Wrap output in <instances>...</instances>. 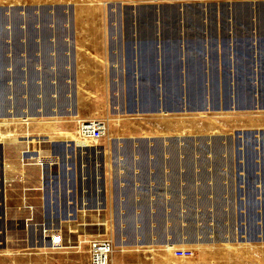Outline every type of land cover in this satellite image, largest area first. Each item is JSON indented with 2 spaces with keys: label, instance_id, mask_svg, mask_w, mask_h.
Here are the masks:
<instances>
[{
  "label": "rangeland",
  "instance_id": "obj_1",
  "mask_svg": "<svg viewBox=\"0 0 264 264\" xmlns=\"http://www.w3.org/2000/svg\"><path fill=\"white\" fill-rule=\"evenodd\" d=\"M92 119L107 133L84 149ZM142 139L211 173L219 202L224 184L227 240H133L119 172L149 167ZM256 213L264 234V0H0V264H89L93 239L110 264H264ZM216 250L262 259H200Z\"/></svg>",
  "mask_w": 264,
  "mask_h": 264
},
{
  "label": "crops",
  "instance_id": "obj_2",
  "mask_svg": "<svg viewBox=\"0 0 264 264\" xmlns=\"http://www.w3.org/2000/svg\"><path fill=\"white\" fill-rule=\"evenodd\" d=\"M122 141L127 144L132 140L125 139ZM142 141L148 145L147 161L150 164L149 167L131 170L123 168L119 172V177L127 179V182L124 181L125 184L131 183L128 191L132 194V202L135 203L136 216L142 215V221L139 220V222L134 223L133 240L141 241L143 245L147 246L156 244L158 246L174 245L177 247L185 246L182 243L188 242L206 243L212 240H227L225 227L220 221L225 213V207L228 205L223 196L224 193H227L224 184L220 197L222 202H219L218 199H215L218 188L211 186L208 182V178L213 176L211 173L205 170L200 171L193 165L189 170H182L180 154H176L172 158L167 153L153 154V146L156 143L163 145V147L167 146V140L142 139ZM155 155L158 157L156 158ZM156 160H159L162 169L155 168ZM170 161L176 165L175 170L167 168L166 164ZM192 162L193 160H191ZM255 216L250 218L249 223L253 229L258 230L257 233L255 231L256 234L248 235L250 242L262 241L264 235L263 220L257 213ZM211 221L215 222V228L212 227ZM212 231L216 236L214 239L211 237ZM149 251L159 253V255L150 257L154 260V264L164 263L163 261L166 259V255H163L164 251L161 249ZM204 252L208 253L209 251L204 250ZM230 252L225 255L222 251H210V255H202L200 259H219L221 257V259H238L240 262L241 259L244 262L247 259H262L257 251H253V255H241L240 250ZM169 264L177 263L171 261ZM191 264L206 263L196 260Z\"/></svg>",
  "mask_w": 264,
  "mask_h": 264
},
{
  "label": "built area",
  "instance_id": "obj_3",
  "mask_svg": "<svg viewBox=\"0 0 264 264\" xmlns=\"http://www.w3.org/2000/svg\"><path fill=\"white\" fill-rule=\"evenodd\" d=\"M107 133V125L103 120H82L79 124L78 139L82 143L100 142L104 140ZM114 252V245L107 239H93L90 242L89 264H110ZM178 258H192L193 251L186 249L175 250Z\"/></svg>",
  "mask_w": 264,
  "mask_h": 264
},
{
  "label": "bare ground",
  "instance_id": "obj_4",
  "mask_svg": "<svg viewBox=\"0 0 264 264\" xmlns=\"http://www.w3.org/2000/svg\"><path fill=\"white\" fill-rule=\"evenodd\" d=\"M68 138H69V139H72V138H73V135L69 134V135H68ZM80 144H81V147L84 148V149H89V148H90L89 146H87L86 144H84V143H82V142H81ZM38 160H40V159H38ZM40 165H41V164H40ZM42 165H43V164H42ZM54 240H55V239L52 238V241H54ZM167 247H168V249H170V247L173 248L172 246H167Z\"/></svg>",
  "mask_w": 264,
  "mask_h": 264
}]
</instances>
